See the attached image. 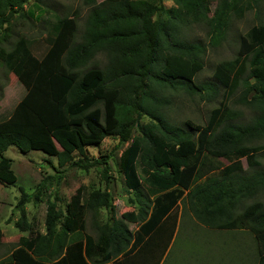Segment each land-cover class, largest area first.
Returning <instances> with one entry per match:
<instances>
[{"label":"trees","instance_id":"16d2710c","mask_svg":"<svg viewBox=\"0 0 264 264\" xmlns=\"http://www.w3.org/2000/svg\"><path fill=\"white\" fill-rule=\"evenodd\" d=\"M213 1L172 0L167 7L163 0H83L79 38L77 15L57 16L36 56L33 40L9 38L13 15L40 20L47 11L42 0L32 8L29 0H0V64L25 89L0 119V183L17 181L5 155L9 146L41 150L58 167H100L105 181L104 187L81 185L67 200L58 189L43 199V183L32 192L20 188L13 224L25 234L0 264H158L184 209L207 229L246 230L256 247L264 241V23L239 35L236 55L218 62L212 79L196 80L208 47L226 39L231 14L240 17L261 0H215L212 7ZM192 23L205 27L206 41L184 38L182 28ZM97 55L105 58L102 67L92 62ZM180 97L211 104L206 121L185 118L183 127L170 120ZM235 105L253 113L249 121L240 122ZM134 130L139 134L132 138ZM109 136L120 144L132 138L118 167L135 213L119 218L107 188L110 156L86 151ZM250 155L255 163L244 168L241 159ZM219 156L231 163L225 171ZM62 173L46 179L58 187ZM42 201L43 233L26 208ZM257 251L256 264H264L263 250Z\"/></svg>","mask_w":264,"mask_h":264},{"label":"rangeland","instance_id":"374dc122","mask_svg":"<svg viewBox=\"0 0 264 264\" xmlns=\"http://www.w3.org/2000/svg\"><path fill=\"white\" fill-rule=\"evenodd\" d=\"M32 1L29 0L27 6ZM163 2L167 7L173 6L172 0H163ZM211 4L213 7L215 0ZM40 5L47 10L40 20L22 17L19 12L13 15L11 20L13 34L9 38L12 43L19 36L33 40V53L36 56H40L43 52L46 46L44 38L46 39V36L51 32L52 28L50 24L54 22L57 16L77 15L76 38L78 39L87 15V8L84 6L83 0H42ZM30 7L32 8V5ZM35 12H38V10L36 9ZM259 22L264 23V0H261L258 6L244 11L240 17L231 14L226 39L221 41L216 47H208L203 58L204 67L197 73L196 80L212 79L215 65L222 60L232 59L236 55L239 35ZM182 29L184 38L187 40H207L206 29L201 24L192 23L190 26ZM104 61L105 58L102 55H97L92 60V62L97 63L101 67ZM24 91L25 89L17 77L8 71L4 65L0 64V119L10 114L14 105L24 94ZM238 94L239 92L236 95ZM176 104L178 107H174L168 112V118L183 127V120L185 118H189L193 122L204 123L212 106L206 103L191 102L184 97L178 98ZM235 107L241 109L243 113L239 118L240 122L249 121L253 113L243 105H235ZM138 134L134 130L132 138ZM132 138L120 144L115 137L109 136L100 145L89 146L86 149L89 157L97 156L100 159V156H110L108 160L110 171L108 174L111 176L112 181L108 183L107 188L113 196L114 217L118 218L122 213H128V215L135 213V206H132L127 201L129 194L125 191L123 175L118 167V157L121 151L131 142ZM5 155L12 159V169L17 176L16 184L5 188L8 197L6 201L12 202L11 207L8 205L6 207L7 214L13 211L9 210L8 207L14 209V205L21 193L20 188H23L27 192H32L38 184L43 183V199L48 195L52 196L53 192L58 189L60 197L63 200H67L70 194L81 185H84L86 188L105 186V181L99 172L100 167L92 168L89 171L80 170L72 166L58 167L56 158L49 156L41 150L22 152L15 146H9L5 151ZM219 158L223 162L222 169L225 171L231 163L223 158V156H219ZM256 158V155H250L248 158L243 157L241 159L243 167L248 168L253 166ZM259 158L264 167V158L262 156ZM60 172H63V178L58 187H56L55 179H46V176L57 175ZM262 200L264 201V198ZM252 201L247 200L245 204ZM180 206L183 209L184 205L180 204ZM45 207L44 201L37 204L28 203L26 205L29 218H33L36 226L40 227V229L43 224ZM14 211L18 212L17 210ZM181 212L182 214L179 217L174 235L168 244L160 264H256L257 250H263L264 252V241H261L256 247L252 234L246 230L207 229L199 224L187 209ZM106 215L107 211L103 209L101 211V218H106ZM88 222L89 217H87ZM136 226L137 224L135 223H128L130 229H135ZM15 232L19 233L20 231L15 229Z\"/></svg>","mask_w":264,"mask_h":264},{"label":"crops","instance_id":"0c3cea01","mask_svg":"<svg viewBox=\"0 0 264 264\" xmlns=\"http://www.w3.org/2000/svg\"><path fill=\"white\" fill-rule=\"evenodd\" d=\"M7 186L0 183V228L2 233L1 243H0V263L1 262H9V256L11 252L16 248L17 241L20 236L25 234L24 232H15V229H17L14 226V221L19 216V213L14 211L10 214H7L6 207L7 205L11 207L12 202L6 201L7 195H6V188ZM16 199V197H14ZM8 207L9 210H13V208ZM10 216V221L7 222V218ZM42 228H38V226L35 227L36 232H44V219L43 224L41 225ZM33 235L31 234V238ZM51 243V242H50ZM48 244V243H47ZM46 244V245H47ZM53 244V243H52ZM40 250H42V242L39 243ZM33 247V246H32ZM55 260L47 259L45 261H42L45 264H50L51 262H54ZM115 262V259H112L106 263L103 264H113ZM161 262V261H160ZM160 262L158 264H160Z\"/></svg>","mask_w":264,"mask_h":264}]
</instances>
